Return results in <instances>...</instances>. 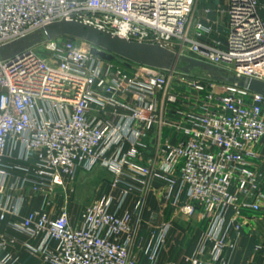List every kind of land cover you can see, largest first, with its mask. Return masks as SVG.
<instances>
[{"label":"built area","instance_id":"1","mask_svg":"<svg viewBox=\"0 0 264 264\" xmlns=\"http://www.w3.org/2000/svg\"><path fill=\"white\" fill-rule=\"evenodd\" d=\"M201 1L0 0V46L51 22L75 20L128 41L159 44L235 79L202 83L176 68L116 65L69 37L0 58V221L21 215L27 188L39 194L41 206L12 227L39 238L25 246L44 262L138 264L132 247L142 240L124 202L128 191L145 194L153 180L164 183L163 199L180 214L198 212L204 222L190 264H220L230 235H241L247 214L264 208V97L240 85L264 81L259 0H225L223 41L203 39L211 27L193 23ZM146 135L153 136L155 151L143 164ZM96 166L113 175L112 187L124 189L99 194L73 226L65 196L57 207L55 196L78 172ZM141 204L138 199L135 207ZM168 228L161 226L145 246L148 264L156 263ZM12 260L0 237V264Z\"/></svg>","mask_w":264,"mask_h":264},{"label":"crops","instance_id":"2","mask_svg":"<svg viewBox=\"0 0 264 264\" xmlns=\"http://www.w3.org/2000/svg\"><path fill=\"white\" fill-rule=\"evenodd\" d=\"M263 5L264 0H259V13L264 20ZM226 7V4L224 6L220 4H207V0H202L200 4L196 5L193 23L195 21H200L211 27V33L203 39L208 40L217 38L213 35L216 28H221L223 30L221 37L224 39ZM222 13H225L223 21ZM218 24L222 25L218 26ZM142 141L143 145L146 146L142 151L144 156L141 162L145 164L155 151V141L151 135H146ZM127 147L128 145L125 144L126 149ZM111 153H113V150H111ZM105 170L109 172L107 169ZM11 174L13 176L22 175L20 172L13 171ZM123 180L125 183H131L137 188L143 189V185L140 181L131 180L128 177L123 178ZM72 182H68L66 188L69 187ZM163 187V182L153 180L149 188L145 191V194L139 191H128L127 193L124 208L131 213V224L135 231L136 240L139 238L142 240L140 247H132L133 253L138 260V264H148L147 256L144 254V248L155 238L158 229L168 223L169 228L164 242L157 253L155 264H190L189 260L195 255L201 244L204 222L200 220L198 212L192 214L190 216L191 218L187 216L184 217L185 219L181 218L177 208H174L168 201L163 199ZM122 189H124V185L112 187L111 184L109 190H105L101 194L110 193L116 196ZM24 195L25 203L21 215L8 216L6 220L0 221V237L5 238L9 243V248L13 256L12 264H48L44 262L38 254L30 252L25 246L26 244L35 246L39 238L31 237L12 227V223L21 221L27 212L41 206V196L34 193L30 188L26 189ZM66 198L65 196V199ZM138 199H142V204L139 208H136L135 205ZM60 204L61 202H55L54 205L57 207ZM172 208L176 210V227H172L171 222L167 220V218L175 216ZM70 222L75 226L78 220L72 222L70 219ZM260 222L261 217L258 216V214H247V222L243 233L239 236L235 234L230 235L228 243L231 244V247L225 250L220 264H264V227Z\"/></svg>","mask_w":264,"mask_h":264},{"label":"water","instance_id":"3","mask_svg":"<svg viewBox=\"0 0 264 264\" xmlns=\"http://www.w3.org/2000/svg\"><path fill=\"white\" fill-rule=\"evenodd\" d=\"M57 37H69L87 42L91 45L92 55L108 62L119 57L130 63L156 69L176 68L185 74H189L193 69H200L214 81L221 82L226 79L230 82L235 81L233 77H227L221 68L191 57H178L175 52L159 44L128 41L79 21L66 19L51 22L23 38L0 46V58L9 61L17 54L28 52L31 47L45 39ZM240 85L264 97V81L249 78L243 79Z\"/></svg>","mask_w":264,"mask_h":264},{"label":"rangeland","instance_id":"4","mask_svg":"<svg viewBox=\"0 0 264 264\" xmlns=\"http://www.w3.org/2000/svg\"><path fill=\"white\" fill-rule=\"evenodd\" d=\"M207 4H220L224 6L226 4V1L207 0ZM224 14L225 13L221 14L223 15L222 16L223 18L221 17L222 21L224 20L225 17ZM221 25L222 24H218V26ZM215 32L213 33V35L217 37L215 39L223 41V38L221 37L223 30L221 28L220 29L216 28ZM122 60L123 59L116 57L113 59V63H115L116 65H122ZM189 78L198 80L202 83H209L211 81L207 73L201 71L200 69L191 70V72L189 73ZM228 82L229 80L226 79L224 81L219 82V84L221 83L222 85ZM113 180H114L113 175L101 167H96L90 172L80 171L74 178L72 184L69 185V187H67L65 190H58L55 196V202L58 203L61 201V197H59L60 195L66 196L67 209L70 215V219L72 222H75L79 219L80 213L84 210L86 206L90 205L99 194H101L105 190L107 191L109 190ZM172 210H174L175 216L171 218H167V220L171 222L172 227H176V210L174 208H172ZM180 215L181 218L185 219L184 217L186 215L183 214ZM258 216L261 217L260 223L264 227V208L261 210ZM187 217L189 218L190 216Z\"/></svg>","mask_w":264,"mask_h":264}]
</instances>
